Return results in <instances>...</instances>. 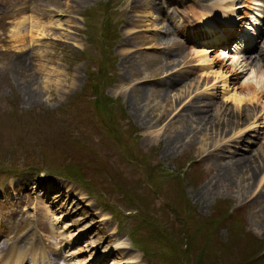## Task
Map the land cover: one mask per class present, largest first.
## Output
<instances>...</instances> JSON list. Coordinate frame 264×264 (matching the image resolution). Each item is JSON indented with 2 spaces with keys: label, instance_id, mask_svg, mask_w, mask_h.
Segmentation results:
<instances>
[{
  "label": "rangeland",
  "instance_id": "obj_1",
  "mask_svg": "<svg viewBox=\"0 0 264 264\" xmlns=\"http://www.w3.org/2000/svg\"><path fill=\"white\" fill-rule=\"evenodd\" d=\"M260 10L0 0V226L21 264L43 245L59 264H264V33L251 65L229 57Z\"/></svg>",
  "mask_w": 264,
  "mask_h": 264
},
{
  "label": "bare ground",
  "instance_id": "obj_2",
  "mask_svg": "<svg viewBox=\"0 0 264 264\" xmlns=\"http://www.w3.org/2000/svg\"><path fill=\"white\" fill-rule=\"evenodd\" d=\"M258 4V3H257ZM230 5H232V4H230ZM229 5V6H230ZM228 6V5H227ZM203 7H205V9H209V7H207V6H203ZM148 8V7H147ZM235 8H243L242 6H238V7H235ZM150 9H152V7L150 8ZM221 9H223V8H218V9H214V13L215 12H218V14L219 15H224V11H222ZM218 10V11H217ZM236 10V9H235ZM234 10V8L231 6V13H234V12H236ZM152 13H154L155 14V12H153L152 10L150 11V14H152ZM156 15V14H155ZM228 15H230V14H228ZM241 17H239L238 19H240ZM149 21V20H148ZM38 22H39V20H38ZM38 22H36L37 24H38ZM150 22V21H149ZM169 22V21H168ZM171 22L173 23V21H172V18H171ZM40 23V22H39ZM145 23V22H144ZM150 23H152V24H155L154 22H150ZM19 26H20V23H19ZM33 26V25H32ZM152 26H155V25H151V27ZM22 27H24V26H22ZM34 27V26H33ZM42 27H44V26H42ZM39 29V28H38ZM233 29H234V24L231 26V30L229 29V28H222L221 29V34L223 35V38L220 36V40L221 39H223V42H226V43H228L233 37H235V34H233ZM251 29V28H250ZM42 30H43V28H42ZM44 30H45V28H44ZM251 30H253V29H251ZM17 32H18V30H17ZM34 32V31H33ZM44 32V31H43ZM45 37V36H44ZM217 37V36H216ZM40 39V38H39ZM42 39V38H41ZM37 40H38V38H37ZM43 41V40H42ZM175 42V40L174 39H167V40H163V39H159V38H155L154 40H152L151 42H149L147 45H149L150 47H153V45L155 44V45H168L169 43L171 44H173ZM154 43V44H153ZM250 46V45H249ZM249 48V47H248ZM148 59H152V58H148ZM157 61V60H156ZM155 61V62H156ZM150 62V61H149ZM158 62V61H157ZM17 71V70H16ZM21 71V70H20ZM31 83V82H30ZM168 93V91H166V94ZM166 96H168V95H166ZM162 115V114H161ZM191 115V114H190ZM193 116V115H192ZM180 122V121H179ZM192 122H194V118L192 117V118H190L189 117V119H188V121L187 122H183V123H181L180 125H181V128H180V130H181V132L182 133H185V132H188L187 131V129H188V127L190 126V123H192ZM177 138H180V136L178 135L177 137H176V139ZM40 209V208H39ZM7 252H8V255H7V253L5 252V251H3V250H1V253H3L2 255L4 256V258H5V260H4V262H3V264H21V263H23L22 261H23V259L26 257V254L22 251V254H20L21 252H20V250L18 249V248H15V249H13V250H11V251H9L8 249H7ZM23 255V256H22ZM22 257V258H21ZM24 257V258H23ZM15 260H16V262H15ZM34 263V262H33ZM49 264H52V263H50L49 262Z\"/></svg>",
  "mask_w": 264,
  "mask_h": 264
},
{
  "label": "trees",
  "instance_id": "obj_3",
  "mask_svg": "<svg viewBox=\"0 0 264 264\" xmlns=\"http://www.w3.org/2000/svg\"><path fill=\"white\" fill-rule=\"evenodd\" d=\"M111 103H114L113 101H110ZM173 230L171 229V230H169V232H170V237H171V239H176V238H173V232H172ZM183 231H185V230H183ZM178 239H182V237H180V236H178L177 237Z\"/></svg>",
  "mask_w": 264,
  "mask_h": 264
}]
</instances>
